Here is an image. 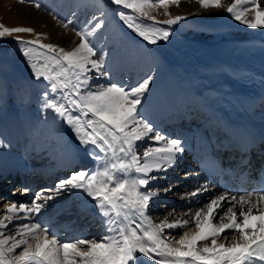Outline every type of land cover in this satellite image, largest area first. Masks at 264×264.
Returning <instances> with one entry per match:
<instances>
[{"label":"bare ground","instance_id":"1","mask_svg":"<svg viewBox=\"0 0 264 264\" xmlns=\"http://www.w3.org/2000/svg\"><path fill=\"white\" fill-rule=\"evenodd\" d=\"M189 7L198 19L171 23L181 36L264 43V0H199ZM25 9L24 18L42 17L36 7ZM219 16L221 27L205 22ZM48 28L58 34L55 43L65 49L73 81H56L63 96L45 113L35 108L34 76L23 78L20 95L13 81L4 86L7 94L0 83V189L19 181L7 174L23 172L24 179L30 177L23 184L28 189L21 186L17 195L29 202L31 190L47 177L74 176L55 196L38 193L39 203L27 209L25 203L18 204L20 210L9 202L0 207L6 211L0 214V264L236 262L223 257L264 232V195L206 185L195 171L194 154L205 136L214 146H230L239 128L255 135L264 128V65L253 58L264 53V45L199 58L192 65L195 79L180 81L156 48L128 30L118 39L86 40L67 28ZM21 102L25 108L18 109ZM173 179L177 185L163 187ZM116 187L119 199L110 196ZM51 198L56 200L49 208ZM157 202L161 210L151 207ZM56 207L53 212L62 218L52 221L53 230L41 212ZM64 210L74 217L59 214ZM59 224L82 231L97 252L91 258L75 252L58 235Z\"/></svg>","mask_w":264,"mask_h":264},{"label":"rangeland","instance_id":"2","mask_svg":"<svg viewBox=\"0 0 264 264\" xmlns=\"http://www.w3.org/2000/svg\"><path fill=\"white\" fill-rule=\"evenodd\" d=\"M133 1L0 0V79H2L0 83L1 89L5 91L4 94H7L6 88H4L7 85V81H13V84L17 87L15 94L18 93L20 95L22 93L23 78L34 76L32 95L38 101V105L35 106L37 111L46 112L58 106L60 101L58 96H63V92L62 90L59 91L56 81H73L72 74L74 69L70 66L69 61L65 59V49H62L64 47L55 43L58 34L53 33V30L48 31L49 24L54 27L55 25L56 27L58 26L60 32L67 28L76 33L78 39L86 40L100 36L106 39H118L128 30L131 36L137 38L133 37L135 40L143 43L148 42L149 46L156 48L161 62L166 64L168 68L171 67L176 70L177 73L175 75L180 81H193L195 79L192 73V65L199 58H214L215 56L222 58L225 55L239 54L240 50L247 48L251 43L264 45V43L256 41L241 43L240 41L222 37L217 42L207 43L200 38L179 35L173 29L171 23H179L185 19H198L199 17L190 10L189 6L199 0H177V2H174V0H139L137 3ZM18 2L27 6L22 4L20 6L17 4ZM28 6L36 7L42 11V17L39 20L31 17L24 18L27 15V9L25 8ZM18 7L22 9L19 11ZM17 13L19 15H16ZM222 17L206 19L205 22L210 27H221L224 23ZM236 26L241 27V25ZM253 58L259 64L264 65L263 52L254 54ZM237 60L239 61V59ZM239 62L242 61L240 60ZM43 71L46 72L43 73ZM242 75L247 78V74ZM62 89L65 91L66 87H62ZM24 105L25 102H21L18 109L25 108ZM173 169L178 168L173 167ZM80 170V168H77L73 172H79ZM73 176L74 174H69L55 180H48L47 177V180L39 183L35 190H31L33 194L29 196V202H23L19 198L20 195H17L20 192V186L16 184L5 185L0 189V207L9 202V208L20 210L21 208L19 209V207L21 206H18L20 203H25V207L35 200L39 203L38 197H36L38 193L39 195L42 193L47 196H55L57 194L56 190H59L60 187H66L69 181L73 180ZM28 178L30 179V177ZM45 182H50L51 186L46 185ZM177 184L178 181L173 179L168 181L163 187ZM26 188V186L21 187V190ZM65 191H68L67 188L61 189L60 192ZM199 199H201V196H199ZM55 200L56 198H51L49 201L50 205H47V207L54 206L53 202ZM154 204H152V208L162 209L160 205H163V203L157 202ZM25 207L23 208L25 209ZM53 211H58V207L54 210L50 209L48 212H41L44 217L49 213V220L44 222L45 227H51L53 222L56 221L58 212L55 213ZM23 212L21 210V213ZM5 213L6 211L0 212L1 215H5ZM73 213L71 210H64L59 214L67 217L72 216L70 218H73ZM158 214L161 215L162 212L160 211ZM79 220L81 219L79 218ZM79 220L76 221L78 222ZM11 231L9 230V232ZM99 244L95 243V245ZM72 247L75 252L81 253L88 258H91L92 254L97 250L93 245L88 247L73 244ZM92 248L95 250H92Z\"/></svg>","mask_w":264,"mask_h":264},{"label":"water","instance_id":"3","mask_svg":"<svg viewBox=\"0 0 264 264\" xmlns=\"http://www.w3.org/2000/svg\"><path fill=\"white\" fill-rule=\"evenodd\" d=\"M111 197L119 199L121 198V190L120 188L116 187L113 189L112 193L110 194ZM123 243H126V240H123Z\"/></svg>","mask_w":264,"mask_h":264}]
</instances>
